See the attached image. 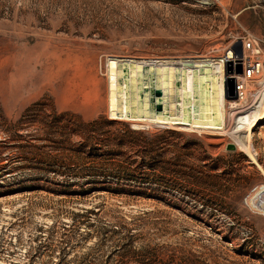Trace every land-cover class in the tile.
<instances>
[{"label":"rangeland","instance_id":"1","mask_svg":"<svg viewBox=\"0 0 264 264\" xmlns=\"http://www.w3.org/2000/svg\"><path fill=\"white\" fill-rule=\"evenodd\" d=\"M111 56H231L236 73L264 61V0H0V264H264V119L257 162L226 150L264 66L225 132L135 121L182 133L144 161L114 140L123 125H87L135 129L109 115ZM161 160L170 172L143 165Z\"/></svg>","mask_w":264,"mask_h":264},{"label":"bare ground","instance_id":"2","mask_svg":"<svg viewBox=\"0 0 264 264\" xmlns=\"http://www.w3.org/2000/svg\"><path fill=\"white\" fill-rule=\"evenodd\" d=\"M227 58L141 59L129 62L127 72L113 59L108 69V74H114L113 80L109 81V95L117 97L122 112L127 106H134L140 116L153 115L152 119L137 122L225 132L227 108L224 88L229 75L224 66L229 61ZM177 81L179 88L176 87ZM258 102L260 104L255 108L235 117V126L230 132L238 147L253 162L257 159L250 139L253 128L264 119L263 95ZM159 105L163 111L156 115ZM111 106L114 107L113 104ZM241 132H246L247 142L240 138Z\"/></svg>","mask_w":264,"mask_h":264},{"label":"trees","instance_id":"3","mask_svg":"<svg viewBox=\"0 0 264 264\" xmlns=\"http://www.w3.org/2000/svg\"><path fill=\"white\" fill-rule=\"evenodd\" d=\"M104 119V122H107L108 124L114 125V124H121L124 127H126L125 131L119 135L116 134L114 136V140L117 141L118 146H123L124 144L128 143L130 144L131 147L137 148V151L134 152L136 155L140 156L144 161L147 159L152 160L156 157V155H159L158 152H160V148L163 147L165 148L166 145H169V143L165 142L168 140V136L166 135H182L181 132L178 130L174 129H164L159 132H151L149 130H140V129H132L129 127V125L125 122H120L116 120H109L104 116H100L98 119H95L91 122H89L87 125L90 127L95 128L96 130L98 129V125L100 124V121ZM94 131V130H93ZM163 145V146H161ZM121 150L117 152V154L121 155ZM143 161V162H144ZM146 162L143 163V165L147 166L150 170H167L170 172V169L165 166L163 161H159L154 163L153 161H149L145 164ZM217 166H215L216 168ZM119 171H125L128 172L132 177L136 178V173H133V170H124L122 168ZM173 171H176L178 173V170L174 169ZM149 177V176H147Z\"/></svg>","mask_w":264,"mask_h":264},{"label":"water","instance_id":"4","mask_svg":"<svg viewBox=\"0 0 264 264\" xmlns=\"http://www.w3.org/2000/svg\"><path fill=\"white\" fill-rule=\"evenodd\" d=\"M239 55H242V50L239 47ZM117 60V66L118 67H123L125 72H127V66L129 65V62H138L141 59L137 58V57H122V56H111L108 60V69H110V60ZM237 72L236 73H242V66L241 64L237 65ZM232 71V67H231V63L228 66V70L227 72H231ZM114 74L109 73V81L113 80ZM224 92H225V98H227L228 100H235L237 98V94H236V90H235V79L232 77H227L225 80V88H224ZM110 102L114 105V107H112L110 105ZM122 108L120 107L119 103H117V97H115V95H109V115L111 118L114 119H119V120H124V121H128L131 123L132 127L135 129H146L145 127H141L138 128L134 125L135 121H139L142 119H152L153 115L150 116L148 115H139L137 113V111L135 110L134 106H127L126 109H124L125 111L122 112ZM121 111V113H120ZM162 107L159 105L155 111L156 115L160 114L162 112ZM162 114V113H161ZM155 116V114H154ZM152 117V118H151ZM154 126H158V125H154ZM162 127H164L163 125H161ZM238 149V145L236 143H228L226 145V150L227 151H236Z\"/></svg>","mask_w":264,"mask_h":264},{"label":"built area","instance_id":"5","mask_svg":"<svg viewBox=\"0 0 264 264\" xmlns=\"http://www.w3.org/2000/svg\"><path fill=\"white\" fill-rule=\"evenodd\" d=\"M256 41L252 39H246L243 41V51L246 50H253L255 49ZM237 61H240L242 64V73H232L229 74V77H232L235 79V90L237 94V98L235 99L236 103H243L246 102L248 99L249 92V84L248 82L250 80H253V78L258 75L263 70L264 61H261L259 59H255L252 56L251 57H245L242 56L241 58L234 59L233 63L236 64ZM224 98H225V92H224ZM226 102L229 103L231 100H228L227 98ZM255 105H251L250 107H253ZM239 110V108L237 109Z\"/></svg>","mask_w":264,"mask_h":264}]
</instances>
